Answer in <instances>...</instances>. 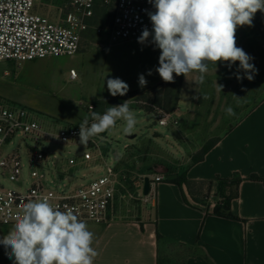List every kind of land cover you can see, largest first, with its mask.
I'll return each instance as SVG.
<instances>
[{
	"label": "rangeland",
	"instance_id": "374dc122",
	"mask_svg": "<svg viewBox=\"0 0 264 264\" xmlns=\"http://www.w3.org/2000/svg\"><path fill=\"white\" fill-rule=\"evenodd\" d=\"M63 1L36 0L37 11L57 18L62 15ZM257 17L256 13L252 26H240L235 34L236 46L253 58L250 63L257 71L251 81L236 79L239 61L231 68L226 62H217L216 67L209 63L203 84L191 82L198 73H190L187 78L180 75L179 103L171 111L174 124L161 126L158 117L140 109L134 97L129 99L130 109L138 121L134 131L125 134V125L121 121L105 135L97 136L108 161L118 162L125 177L111 208L112 219L139 221L143 210L152 211L150 203L142 198L144 178L167 171L165 176L173 179L184 172L191 165L192 157L209 141L229 133L264 99V28ZM94 23L103 24L101 18ZM151 39L143 45L138 40L109 45L106 37L90 31L84 35L80 51L74 56L27 62L20 67L2 63L0 103L28 107L39 115V119L48 118L60 125L79 126L85 117L91 124L93 111L103 114L109 107L124 103L119 95H110L107 79H122L129 85L128 92L138 91V96L146 91L152 93L155 86L164 83L155 71L159 66L160 50L150 42ZM71 69L77 71L76 79L71 78ZM149 70L151 75H148ZM141 74L147 80L144 87L138 83ZM239 75L244 76L242 70ZM216 83L223 85L222 91ZM229 107L234 115L229 116L225 111ZM34 146L36 143L32 140L15 139L7 146V151L19 149L25 158L28 147ZM37 146L49 152L52 158L63 161L81 160L88 148L83 144L64 145L49 141ZM25 174L28 177L29 172ZM84 176L87 183L98 176L94 164L70 168L72 182ZM6 186L15 187L11 182H6ZM193 192L201 205L211 211L221 203L205 186H198ZM4 227L7 226H0V239L9 232ZM8 252L10 249L0 244V260L10 258ZM177 252H182L181 248L164 244L161 264L181 263L176 257Z\"/></svg>",
	"mask_w": 264,
	"mask_h": 264
},
{
	"label": "built area",
	"instance_id": "2783aa9c",
	"mask_svg": "<svg viewBox=\"0 0 264 264\" xmlns=\"http://www.w3.org/2000/svg\"><path fill=\"white\" fill-rule=\"evenodd\" d=\"M61 10L62 15L54 18L40 14L36 0H0V64L20 67L27 62L74 56L90 31L106 37L109 45L138 40L145 27L152 31L148 13L156 11L148 0H64ZM99 12L108 17L102 25H95ZM70 75L72 79L78 76L75 69ZM158 114L161 126L174 124L171 112L159 110ZM39 118L28 107L0 103V226H13L25 203L43 197L60 211L71 209L85 223L111 222V208L125 178L118 162L108 161L97 137L90 139L81 160L52 158L37 145L46 141L80 145L79 126ZM15 139H29L36 146L28 147L24 158L19 149L7 151ZM91 163L96 178L88 183L86 176L70 180V168ZM165 180L161 174L151 177L150 194L145 196L142 191L146 203L155 198L154 184ZM6 182L15 187L8 188Z\"/></svg>",
	"mask_w": 264,
	"mask_h": 264
},
{
	"label": "clouds",
	"instance_id": "9594fccd",
	"mask_svg": "<svg viewBox=\"0 0 264 264\" xmlns=\"http://www.w3.org/2000/svg\"><path fill=\"white\" fill-rule=\"evenodd\" d=\"M156 11L149 12L152 31L145 27L138 43H151L160 50L159 66L155 71L164 82H174L175 76L198 73L192 80L203 84L209 63L226 62L231 68L239 61L236 79L252 80L257 71L253 59L236 46V30L252 26L255 14L264 12V0H148ZM243 71L244 76L239 75ZM149 70L148 75H151ZM140 87L147 84L139 75ZM222 91L223 85L217 84ZM107 89L113 97L124 96L129 85L120 78L107 79ZM235 96V95H234ZM236 97V96H235ZM239 99L238 97H236ZM234 115L231 107L225 110ZM92 123L85 117L79 124L80 144L124 123L123 131L131 134L137 124L129 100L109 107L103 114L93 111ZM94 234L71 209L60 211L48 197L29 201L7 235L0 239L13 264H93L98 252L93 247Z\"/></svg>",
	"mask_w": 264,
	"mask_h": 264
},
{
	"label": "crops",
	"instance_id": "0c3cea01",
	"mask_svg": "<svg viewBox=\"0 0 264 264\" xmlns=\"http://www.w3.org/2000/svg\"><path fill=\"white\" fill-rule=\"evenodd\" d=\"M236 174L243 181L231 212L239 220L207 215L186 186L183 191L194 206L186 204L178 185L156 183L155 198L149 202L152 211L143 210L139 221L86 223L98 252L93 264H161L164 244L181 248L176 253L179 264H264V183L250 179L252 175L264 179V101L187 170L193 181L232 179ZM216 192L214 187L211 194L218 201ZM13 262L14 257L0 260Z\"/></svg>",
	"mask_w": 264,
	"mask_h": 264
},
{
	"label": "trees",
	"instance_id": "16d2710c",
	"mask_svg": "<svg viewBox=\"0 0 264 264\" xmlns=\"http://www.w3.org/2000/svg\"><path fill=\"white\" fill-rule=\"evenodd\" d=\"M257 15H258L257 21L264 28V12L258 11ZM106 17H108L106 12H99L97 16V18L102 19L103 23ZM174 77H175L174 82L160 83L159 85L153 88L152 93L146 91L141 96H138L139 94L138 91H131V92H127L126 95L120 97L123 99V101L136 97L137 98L136 102L139 103L140 109L144 110L147 113L154 114L156 116L159 115L158 114L159 110H161L162 112L169 113L179 103L180 86L178 83V79L180 76L174 75ZM262 101H264V99ZM220 139L221 137H216L211 141H209L197 154H195L192 157L190 166L203 161L206 154L220 141ZM188 168L184 172L180 174H176L173 179H168V177L165 176L166 177L165 181L178 185L182 191H183V187L186 186L192 200L197 204H202V203L195 197V194L193 192V190L196 187L205 186L208 188L209 193H211L212 189L216 187L217 189L216 194L220 198L221 203L217 204L212 211L207 206L204 205L207 210V215H215L231 220H239V218L234 216L231 212V202L233 199H235L238 196V189L241 182L243 181V178H241L238 174H236L232 179L217 178L216 180L193 181V180H189L187 177ZM250 179L253 181H259L264 183V179L258 177L257 175H252ZM183 198L187 205L194 206L188 200L184 191H183ZM157 238L158 240L162 239L160 234L157 235ZM198 254H199L198 250H195L194 255H198Z\"/></svg>",
	"mask_w": 264,
	"mask_h": 264
},
{
	"label": "water",
	"instance_id": "95a60500",
	"mask_svg": "<svg viewBox=\"0 0 264 264\" xmlns=\"http://www.w3.org/2000/svg\"><path fill=\"white\" fill-rule=\"evenodd\" d=\"M102 134L105 135L106 132L105 133H102ZM151 185H152L151 178L148 177V176L145 177L144 178V183H143V194L145 196H147V195L150 194V192H151Z\"/></svg>",
	"mask_w": 264,
	"mask_h": 264
}]
</instances>
